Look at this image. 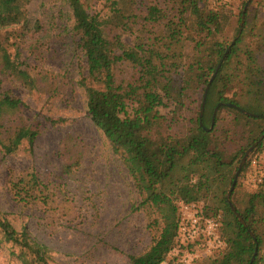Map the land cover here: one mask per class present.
I'll return each mask as SVG.
<instances>
[{"label": "trees", "instance_id": "obj_1", "mask_svg": "<svg viewBox=\"0 0 264 264\" xmlns=\"http://www.w3.org/2000/svg\"><path fill=\"white\" fill-rule=\"evenodd\" d=\"M66 1L86 57L88 112L113 152L121 156L138 190L141 202L136 210L145 213L152 228L163 226L161 216L174 201L203 202L206 216L222 214L228 248L196 264H264V221L257 205L264 203V183L255 193L247 191L244 208L233 201L237 187L245 184L249 160L260 154L263 141L242 168L232 195L231 202L245 225L227 200L242 157L264 135V66L250 55L249 64L232 68L234 59L241 56L243 33L235 38L213 80L200 118L206 86L230 47L215 40L228 20L226 7L211 8L203 0H150L146 4L110 0V15L101 17L89 12L94 0ZM29 2L0 0V29L27 27ZM238 32L239 28L236 36ZM125 36L134 37L133 43L127 44ZM186 44L194 49L189 62ZM17 58L0 43V74L32 88L35 79L21 69ZM221 103L211 129L215 108ZM23 107L10 93L0 95V145L7 154L17 151L24 141L32 147L40 134L15 117ZM12 186L15 197L25 204L50 199L49 185L38 174L22 177ZM210 196L217 207L205 203ZM176 221L177 217L169 247L164 225L146 255L132 256L131 264H163L168 258L162 254L172 248L176 235ZM3 244L18 247L17 256L24 264L52 262L48 246L34 240L26 227L18 231L0 214ZM168 264L178 263L171 259Z\"/></svg>", "mask_w": 264, "mask_h": 264}, {"label": "rangeland", "instance_id": "obj_2", "mask_svg": "<svg viewBox=\"0 0 264 264\" xmlns=\"http://www.w3.org/2000/svg\"><path fill=\"white\" fill-rule=\"evenodd\" d=\"M248 1L231 0L220 6L203 0L211 8L226 7L228 20L224 19L226 23L215 40L231 45ZM27 12L29 25L0 29V43L13 59L18 57L21 69L35 79V84L30 88L0 74V95L8 92L20 99L25 107L15 117L39 129L40 134L32 147L24 141L11 154L0 145L1 217L18 231L26 227L34 240L48 246L53 253L51 264H131L132 256L146 255L164 225L169 247L180 200L166 207L160 227L150 228L145 213L136 210L141 202L138 190L121 156L113 152L88 112L86 57L73 31L69 4L66 0H30ZM89 12L110 15V0H94ZM246 14L241 56L234 59L232 68L249 64L250 55L264 66V0H251ZM133 39L125 36L124 41L132 44ZM193 50V45L186 44V62L194 55ZM52 120L64 122L53 124ZM29 174H38L49 185L50 199L46 203L25 204L15 197L13 183ZM246 182L237 187L233 198L240 208L248 203L247 191L257 192ZM205 203L217 207L212 196ZM198 204L204 208L203 202ZM257 205L264 221V203L258 201ZM223 234L225 237L224 228ZM170 250L162 255L169 258ZM17 255L18 247L0 246V264H24ZM216 256L202 255L197 261Z\"/></svg>", "mask_w": 264, "mask_h": 264}, {"label": "built area", "instance_id": "obj_3", "mask_svg": "<svg viewBox=\"0 0 264 264\" xmlns=\"http://www.w3.org/2000/svg\"><path fill=\"white\" fill-rule=\"evenodd\" d=\"M211 1L226 5L231 0ZM245 181L254 190L264 183V153L250 158ZM176 225L174 245L163 264L171 259H176L178 264H195L202 255H219L228 248L222 214L206 216L198 203L179 201Z\"/></svg>", "mask_w": 264, "mask_h": 264}, {"label": "water", "instance_id": "obj_4", "mask_svg": "<svg viewBox=\"0 0 264 264\" xmlns=\"http://www.w3.org/2000/svg\"><path fill=\"white\" fill-rule=\"evenodd\" d=\"M250 2H251V0L248 1V2L246 3V5H245V7H244V9H243L242 20H241V24H240V30H239V33H238L236 39H238V38L241 36V34H242L243 25H244V21H245V17H246V12H247V9H248V7H249ZM234 43H235V41H233V42L231 43L230 47L228 48V51L225 53L224 57L220 60V63L218 64L215 73L213 74V76L211 77V79H210V81H209V84L206 86V89H205V91H204V95H203V100H202V105H201V111H200V118H201V119H202L203 114H204V111H205L206 100H207V95H208V91H209V89H210V86H211L213 80L215 79V77L217 76V74H218L220 68L222 67V64H223V62H224V59L226 58L227 54L230 52L231 47L234 45ZM221 105H223V103L219 104V105L215 108V111H214V114H213V120H212V121H213V124H212V126H211V129L214 127L215 117H216V114H217V112H218V110H219V107H220ZM263 139H264V136H262V137L259 139V141H258L257 143H255L252 147H250V148L246 151V153H245V155H244V157H243V159H242V161H241V163H240V165H239V167H238V170H237V172H236V174H235L234 182H233V184H232V186H231V189H230V191H229V193H228V196H227V200H228V202L230 203V206H231L233 212L236 214V216L238 217V219L240 220V222H242L243 224H244L243 218H242L241 215L237 212L236 208H235L234 205L232 204V202H231V196H232V193H233V191H234V189H235V187H236V184H237V181H238V179H239V177H240V174H241V171H242L243 166L245 165V163L247 162L248 158H249L250 155L252 154V151H253V150L255 149V147L259 144V142H261ZM244 225H245V224H244ZM256 255H257V249H256V251H255V254H254V257L252 258V260H254V258H255Z\"/></svg>", "mask_w": 264, "mask_h": 264}]
</instances>
